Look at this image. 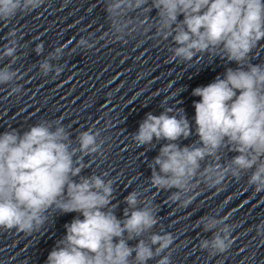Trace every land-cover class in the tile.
<instances>
[{
    "label": "clouds",
    "instance_id": "clouds-1",
    "mask_svg": "<svg viewBox=\"0 0 264 264\" xmlns=\"http://www.w3.org/2000/svg\"><path fill=\"white\" fill-rule=\"evenodd\" d=\"M44 3L0 0V23L7 24ZM153 9L154 21L148 15ZM105 11L118 40L141 28L144 32L155 29V37H171L176 45L170 49L172 61L191 62L207 53L237 65L227 68L223 78L193 89L192 95L200 97L193 102L196 143L183 147L177 143L188 138L192 128L184 114L172 115L171 107L158 116L148 113L140 123L132 137L137 146L152 145L154 139L167 141L149 165L150 186L157 191L175 189L170 201L187 206L193 199L188 193L199 184L219 190L227 177L239 180L250 172L248 185L256 193L264 192V65L250 62V54L264 40V0H105ZM7 35L10 39L0 58H10V63L0 67V85H13L19 79L11 67L19 58L16 32ZM78 46L93 45L81 38ZM63 47L50 57L59 58ZM42 51L43 45H37L35 52ZM40 70L44 75L62 71L48 60L40 64ZM20 91L15 85L9 94ZM99 135L92 129L83 131L77 137L78 147H73L59 120H41L23 132L0 133V229L30 235L43 227L50 209L75 212L83 218L77 216L65 225L66 234L50 251L46 264H148L153 259L156 264H171V233L141 238L158 223L150 199L141 200V193L129 192L120 219L113 210L114 181L81 175L87 167L84 156L102 155L104 141L97 142ZM222 149L237 154L221 163ZM228 219L227 215L201 218L203 230L213 232L211 239L200 242L202 250L215 255L231 247L234 226ZM257 231L264 235V224ZM132 240L137 243L130 245Z\"/></svg>",
    "mask_w": 264,
    "mask_h": 264
}]
</instances>
